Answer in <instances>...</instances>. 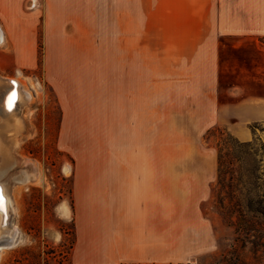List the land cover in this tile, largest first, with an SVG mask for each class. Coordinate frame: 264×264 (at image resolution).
<instances>
[{
  "label": "rangeland",
  "instance_id": "1",
  "mask_svg": "<svg viewBox=\"0 0 264 264\" xmlns=\"http://www.w3.org/2000/svg\"><path fill=\"white\" fill-rule=\"evenodd\" d=\"M35 3L30 1L25 21L38 23L37 45L15 46L18 36L25 41L32 34L4 30L0 43V77L18 78L30 96L16 110L19 129L3 132L19 163L0 170V182L7 183L13 199L9 227L0 228V235L16 228L19 234L13 245L0 249V264H68L76 238L78 180L130 167L142 153L149 155V166H157L160 157L159 166L202 174L180 193L182 200H197L215 220V246L195 264H264V187L247 175L252 161H238L239 153L229 150L227 142L236 147L244 141L225 125H204L210 102L198 95L187 67L164 62L168 53L156 37L147 47H135L128 64H114L115 49L98 44L47 49L42 2ZM147 11L144 21L154 29L156 0ZM6 20L0 16V25ZM61 52L67 55L64 65L58 63ZM4 91L0 121L6 117ZM255 133L264 141V122L256 123ZM30 169L37 173L35 181L12 180Z\"/></svg>",
  "mask_w": 264,
  "mask_h": 264
},
{
  "label": "crops",
  "instance_id": "2",
  "mask_svg": "<svg viewBox=\"0 0 264 264\" xmlns=\"http://www.w3.org/2000/svg\"><path fill=\"white\" fill-rule=\"evenodd\" d=\"M30 1L0 0L4 32L32 34L25 41L18 36L15 46L37 45L39 25L25 21ZM39 1L47 49L98 44L115 49L114 64H128L135 47L156 37L168 53L164 62L186 66L198 95L210 102L205 126L225 125L248 142L252 126L264 122V0H156L154 29L144 21L151 0ZM63 53L57 55L61 65ZM133 161L78 180L68 264H195L213 250L214 218L180 194L202 174L159 166L160 157L149 166L144 153Z\"/></svg>",
  "mask_w": 264,
  "mask_h": 264
},
{
  "label": "bare ground",
  "instance_id": "3",
  "mask_svg": "<svg viewBox=\"0 0 264 264\" xmlns=\"http://www.w3.org/2000/svg\"><path fill=\"white\" fill-rule=\"evenodd\" d=\"M6 39L5 35L3 34V28L0 25V43L3 42V40ZM5 90L2 97V109L6 113V117L4 121H0V158L2 159L3 163L0 166L1 169H9L15 164H18L19 160L11 153L10 145H8V141L5 140V136L3 135L5 129L14 130L19 129L18 126H16V110L18 108L19 104H23L26 98L29 99V93H27L25 90H23L20 80L18 78L10 77V78H3L0 77V90ZM5 122V124H3ZM5 127V129H4ZM16 133L13 137H11L10 140L14 143L16 140H14ZM28 167V166H27ZM24 170V169H23ZM31 170V169H30ZM25 170L22 175H16L12 178L19 179L18 183L20 184H26L29 182L35 181L37 178V173L35 171ZM1 173V172H0ZM22 173V172H21ZM15 175V174H14ZM23 176V178H21ZM13 207V199L11 197V194L8 190L7 183L4 181L0 182V228L7 229L9 227V222L11 218V210ZM19 230L13 229L11 234L9 236L0 235V241L7 240L11 241L10 243L6 245H1L0 249L2 247L11 246L16 242V239L18 238Z\"/></svg>",
  "mask_w": 264,
  "mask_h": 264
},
{
  "label": "trees",
  "instance_id": "4",
  "mask_svg": "<svg viewBox=\"0 0 264 264\" xmlns=\"http://www.w3.org/2000/svg\"><path fill=\"white\" fill-rule=\"evenodd\" d=\"M264 40V39H263ZM254 133V138L251 141L240 143L238 146L229 145V150H236L239 155L236 156V159L240 161L243 159H248L252 161V165L247 168V175L252 176L259 188L264 187V141L261 138L256 136V124L252 126ZM222 159V158H221ZM222 166V162H221ZM264 196V194H263Z\"/></svg>",
  "mask_w": 264,
  "mask_h": 264
},
{
  "label": "water",
  "instance_id": "5",
  "mask_svg": "<svg viewBox=\"0 0 264 264\" xmlns=\"http://www.w3.org/2000/svg\"><path fill=\"white\" fill-rule=\"evenodd\" d=\"M11 241H7V240H2V241H0V246L2 245H6V244H8V243H10Z\"/></svg>",
  "mask_w": 264,
  "mask_h": 264
},
{
  "label": "built area",
  "instance_id": "6",
  "mask_svg": "<svg viewBox=\"0 0 264 264\" xmlns=\"http://www.w3.org/2000/svg\"><path fill=\"white\" fill-rule=\"evenodd\" d=\"M35 6H36V3H35Z\"/></svg>",
  "mask_w": 264,
  "mask_h": 264
}]
</instances>
